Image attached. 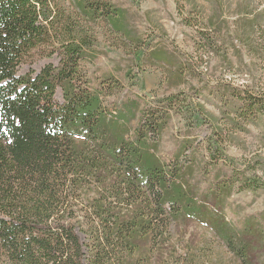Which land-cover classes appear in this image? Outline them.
Returning <instances> with one entry per match:
<instances>
[{"label": "trees", "instance_id": "obj_1", "mask_svg": "<svg viewBox=\"0 0 264 264\" xmlns=\"http://www.w3.org/2000/svg\"><path fill=\"white\" fill-rule=\"evenodd\" d=\"M67 1L69 12L55 0H0V264H185L178 245L194 224L238 264H264L263 222L246 216L237 229L225 218L232 186L197 194L195 167L181 162L189 142L169 163L157 154L178 97L148 110L108 102L119 81L95 89L83 69L97 58L100 22L130 55L162 68L171 87L186 84V66L165 50L145 51L112 2ZM177 3L181 14H201L197 0ZM204 39L213 52L216 39ZM40 59L57 62L32 70ZM237 95L238 116L261 112L264 97ZM199 110L196 128L218 126ZM218 143L208 144L209 168Z\"/></svg>", "mask_w": 264, "mask_h": 264}, {"label": "rangeland", "instance_id": "obj_2", "mask_svg": "<svg viewBox=\"0 0 264 264\" xmlns=\"http://www.w3.org/2000/svg\"><path fill=\"white\" fill-rule=\"evenodd\" d=\"M55 1L69 12L67 0ZM107 1L128 13V26L140 35L145 51L169 52L186 66L187 79L171 87L162 68L149 64L141 52L130 55L100 22L93 27L97 58L83 64L91 86L96 89L113 77L121 89L107 101L136 100L144 110L163 107L160 102L169 96L178 97L157 154L169 163L176 149L189 142L181 162L190 160L195 167L190 182L197 194L203 197L210 187L229 184L231 195L223 208L228 223L241 229L243 219L254 216L264 225V106L261 112L237 115L242 106L237 94L264 97V0H197L201 14H181L177 0ZM204 37L216 39L213 52ZM56 62L40 59L31 69ZM20 72L26 74L27 68ZM198 110L213 116L218 126L196 128ZM213 140L219 142L218 153L209 168L207 148ZM183 238L177 252L182 261L189 259L185 264H238L203 226H189Z\"/></svg>", "mask_w": 264, "mask_h": 264}]
</instances>
